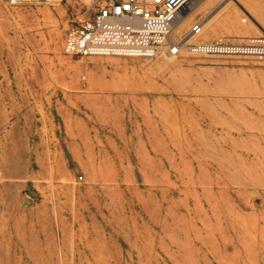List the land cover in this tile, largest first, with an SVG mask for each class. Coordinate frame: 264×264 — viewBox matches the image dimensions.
Here are the masks:
<instances>
[{
  "label": "rangeland",
  "instance_id": "obj_1",
  "mask_svg": "<svg viewBox=\"0 0 264 264\" xmlns=\"http://www.w3.org/2000/svg\"><path fill=\"white\" fill-rule=\"evenodd\" d=\"M92 10L0 0V264H264V55L189 50L264 47V0H205L178 55H65Z\"/></svg>",
  "mask_w": 264,
  "mask_h": 264
},
{
  "label": "built area",
  "instance_id": "obj_2",
  "mask_svg": "<svg viewBox=\"0 0 264 264\" xmlns=\"http://www.w3.org/2000/svg\"><path fill=\"white\" fill-rule=\"evenodd\" d=\"M9 5L45 4L47 0H5ZM64 1V0H59ZM93 9L65 34L63 53L67 56H105L151 59L170 43L169 52L178 55L188 43L170 42L176 24L196 0H85ZM199 23L191 31L201 35ZM194 54L243 53L264 55V47L196 43Z\"/></svg>",
  "mask_w": 264,
  "mask_h": 264
},
{
  "label": "bare ground",
  "instance_id": "obj_3",
  "mask_svg": "<svg viewBox=\"0 0 264 264\" xmlns=\"http://www.w3.org/2000/svg\"><path fill=\"white\" fill-rule=\"evenodd\" d=\"M52 0H47V3H49V2H51ZM205 0H196L195 2H193L191 5H190V7H189V10H188V12L184 15V16H182V22L184 21V20H186V19H188V17L189 16H191L196 10H197V8L204 2ZM180 20V21H181ZM181 24H183V23H181ZM180 24V25H181ZM177 25V24H176ZM177 27V26H176ZM175 29V28H174ZM174 32V31H173ZM173 36V35H172ZM170 42H172V37H171V41ZM159 52H161V51H159ZM169 55H172V53H169Z\"/></svg>",
  "mask_w": 264,
  "mask_h": 264
},
{
  "label": "water",
  "instance_id": "obj_4",
  "mask_svg": "<svg viewBox=\"0 0 264 264\" xmlns=\"http://www.w3.org/2000/svg\"><path fill=\"white\" fill-rule=\"evenodd\" d=\"M260 27V26H259ZM261 28V27H260ZM261 30H263L262 28H261ZM263 32H264V30H263Z\"/></svg>",
  "mask_w": 264,
  "mask_h": 264
},
{
  "label": "crops",
  "instance_id": "obj_5",
  "mask_svg": "<svg viewBox=\"0 0 264 264\" xmlns=\"http://www.w3.org/2000/svg\"><path fill=\"white\" fill-rule=\"evenodd\" d=\"M220 1H221V0H220ZM217 3H219V1H218Z\"/></svg>",
  "mask_w": 264,
  "mask_h": 264
}]
</instances>
